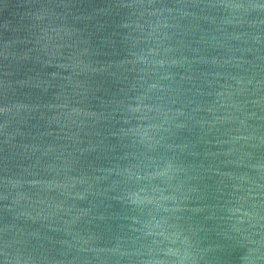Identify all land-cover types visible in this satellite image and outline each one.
Wrapping results in <instances>:
<instances>
[{"label":"water","instance_id":"water-1","mask_svg":"<svg viewBox=\"0 0 264 264\" xmlns=\"http://www.w3.org/2000/svg\"><path fill=\"white\" fill-rule=\"evenodd\" d=\"M0 264H264V0H0Z\"/></svg>","mask_w":264,"mask_h":264}]
</instances>
